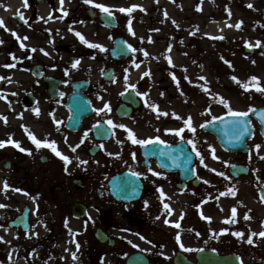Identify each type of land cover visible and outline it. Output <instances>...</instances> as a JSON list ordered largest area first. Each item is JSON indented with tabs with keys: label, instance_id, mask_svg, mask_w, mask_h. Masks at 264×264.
<instances>
[{
	"label": "rangeland",
	"instance_id": "rangeland-1",
	"mask_svg": "<svg viewBox=\"0 0 264 264\" xmlns=\"http://www.w3.org/2000/svg\"><path fill=\"white\" fill-rule=\"evenodd\" d=\"M118 1L121 7L116 11V15L120 19L124 17L125 31L124 34L121 31H115L112 34L122 35L127 44L136 49L135 55L133 59L122 65L109 62L105 54H99L96 57L88 55L85 71L89 72V77L94 74L93 81L97 82L98 74L96 75L95 72L103 70L106 66L116 67L119 73L117 76L123 84L120 87L119 81L116 80L117 90L143 93L148 114L149 112L153 114L152 111L157 110L151 105L158 106L160 112L157 114L168 113L165 115L164 123L167 130L172 133L174 141L185 138L186 134L189 135V143L200 159L197 166L207 172V177L209 176L212 182L205 183L206 192L201 196L190 190L185 195L188 197L186 204L175 200L176 204L171 209L156 211L152 215L139 216L133 205L125 206L105 199L99 202L101 210H94L87 205V216L84 219L73 217L71 206L78 200L89 201L86 193L72 191L68 193V197H64L67 186L54 188V186L46 185V197L41 201H33L32 228L28 233L21 234L10 232L7 228L0 229V237L3 238L0 239V263L8 262V252L12 251L19 254L26 264L31 263V257L36 260L35 264H48V262L63 264L69 253H71L72 264H125L127 257L136 252L147 255L151 264H173L176 251L183 253L189 259H195L199 250H212L219 254H234L243 264H254L253 258L261 255L264 250L262 247L264 236L259 235L264 233V215L258 193L264 186V159L261 158L264 157V141L256 132L250 142L249 154L235 156L220 149L209 135L199 133L205 124L230 115L225 102L230 104L235 112H250V109L264 104V92L256 90L257 87L264 88V52L262 51L264 49L262 18L264 0H259V4L252 7L251 11L236 10V14L245 23L237 27V22H232L226 30H219V28L212 30L210 24L213 22L210 21L228 23L225 21L231 16L229 5L221 0H209L211 6L207 8L202 19L203 26L207 27L202 41H205L204 46L210 53L208 70L211 80L202 87H197L184 79L180 87L175 85L173 88L169 85L163 87L156 82L148 70H145L144 81L139 83V76L135 75L137 67L132 65H135L139 59L141 62L146 52L147 55L149 54L145 42L151 41L158 30L161 33V41H195L192 31L196 23L189 16L196 12L195 4L181 0L174 6L169 16L168 7L160 3L161 0H151L150 3L144 4L138 0ZM254 1L257 0H248V3H254ZM121 8H131L132 11L131 13L121 12ZM129 22H131L130 26ZM184 26L190 31H188L187 40L182 38ZM91 37L92 35L88 37L90 41L93 39ZM78 41L82 40L79 38ZM14 42H19L18 45L14 43L13 46L15 59L12 57L8 63V60L0 56V65L10 69L5 77H8L9 82L15 85L14 89L13 87L6 88V91L3 88L0 89V105L3 107L0 109V141L14 140L22 143L28 121L37 115L35 110L39 109V115H41L46 112V107L39 105L35 109L26 110L21 105L24 88L33 86L30 80L26 81L24 59L25 51L32 49L33 46H30L32 44L27 41ZM23 44H27L28 47H23ZM90 44L101 45L102 48L93 47V49L101 50H107L112 46L111 41L105 43L93 41ZM245 47L253 48L255 53L246 54ZM39 54H33L32 63L39 61ZM54 59V56L50 55L46 60L49 68L56 67V64L52 63ZM66 59L67 57H62L60 60L65 62ZM243 63L256 64L257 67L254 70L241 71ZM233 76L243 83L233 80ZM253 76L258 78V84L256 81H251ZM80 77L86 79L85 76ZM169 82L166 80V83ZM249 82L250 87L246 89L243 84ZM197 92L199 97L196 96ZM182 94L184 97L180 105L178 104L179 96ZM221 98L225 102H222ZM3 117H7V122L4 119L1 120ZM144 118L126 121L127 139L136 138L139 128L143 122H146ZM189 118L192 121L191 127L186 123ZM45 138L52 140L51 135ZM9 145L11 143L5 146ZM0 149L5 150L6 147ZM45 150L51 151L49 148ZM53 154L55 155L54 152ZM109 154L114 155V152ZM76 155L75 163L79 173L89 169L90 164L82 163L85 159L84 154L78 150ZM209 158H211L210 161H208ZM98 159H95V162ZM234 163L248 165L249 174L240 179L232 178L227 170L228 166ZM220 172L225 175H219ZM95 177L94 170L89 179ZM53 193L57 197H50ZM11 198L15 199V197H0V205H3L0 207V221L6 220L3 203H8ZM24 201L20 200L21 203ZM233 209H235V217H233ZM246 216L250 219H246ZM150 217L151 219H148ZM204 217H210L211 220ZM229 219L233 220L231 228L228 227L229 223L225 222ZM177 223L180 227L175 226ZM97 228H102L115 241L114 247L101 245L95 240L94 233ZM238 232L243 235H235ZM249 240H252V243H249Z\"/></svg>",
	"mask_w": 264,
	"mask_h": 264
},
{
	"label": "flooded vegetation",
	"instance_id": "flooded-vegetation-1",
	"mask_svg": "<svg viewBox=\"0 0 264 264\" xmlns=\"http://www.w3.org/2000/svg\"><path fill=\"white\" fill-rule=\"evenodd\" d=\"M97 4H103L109 8L111 15L96 7ZM119 7L121 3L118 0H92V3H85V0H63V2L61 0H27V4L25 0H0V19L3 20V25H0V41H3L0 43V56L9 63L14 55V43L18 45V42L14 41H27L36 50L25 51V77L26 81L30 80L33 83V86L26 88V84L24 85V98L31 95L32 103H34L32 109L44 105L46 112L29 120L28 129L40 140H45V136L51 135L52 140L57 142L58 150L73 160V163L66 165L52 151L46 152V147L38 149L26 131L22 143L19 142L25 151H21L14 145L7 146L5 150L0 149V197H15L14 200L11 198L8 203H3L6 220L0 221L2 225L0 229L7 228L10 232L25 234L21 229L10 228L9 222L19 217L26 206H32L33 201H41L46 197V185L54 186V188L67 186L64 197H68L69 192L82 191L89 198V201H86L87 204L94 210H101L99 202L111 197L108 186L110 178L125 172L134 175L133 179H130L135 182L134 191L139 197L134 203V209L139 216L152 215L156 211L162 212L166 209L165 205L169 206L167 209H171L176 204L175 200L186 204L188 197L185 195L192 188V184L182 182L179 174L163 170L159 166L158 159L172 162L173 155L163 150V145L173 147L184 141L191 147L189 135L186 134L185 138L174 141L172 133L165 126V115L157 114L160 110L152 111L153 114L146 113L145 100L140 95L143 93L138 92L139 107L137 109L131 104H125L122 97L126 92L124 89L121 92L118 91L116 86V80L119 81L120 87L123 85L117 76L119 73L116 67L106 66L103 70L95 72L96 75L98 74L97 82L93 81L94 74L89 77V72L85 71L88 55L96 57L99 54H105L109 62L116 65L125 64L133 59L136 49L131 45L133 54L128 59L115 61L110 56V48L93 49L83 41H78L80 37L76 35L81 32L80 34L87 38L89 43L111 41L113 44L118 38L125 39L122 35L112 34L115 31H121L124 34L125 31L124 17L120 19L116 15ZM21 12L24 19H21L18 14ZM101 15L110 16L116 27L107 26L100 20ZM91 35L92 41L88 38ZM17 36L20 39H17ZM25 37L27 39H24ZM123 42L126 43V41ZM38 47L40 49L37 50ZM34 53H40L37 63L31 61ZM50 55L55 58L52 61L56 64L55 68H49L46 65ZM62 57H67L65 62H61ZM77 60L79 64H76ZM140 63L139 59L136 64ZM136 64L132 67H136ZM111 69L114 81L106 82L103 79L104 72ZM34 70H37L39 77L33 74ZM80 76H85L86 79ZM44 78H51L54 87L53 85L48 87L43 81ZM80 84H87V88L78 94L90 100L94 115L83 120L80 130L74 132L66 128L70 117L66 106L69 97L77 95L74 87ZM119 108L130 109L131 118L120 116ZM140 117H146L144 118L146 122H143L134 139L148 141L144 144L134 143L133 139H127L125 135L126 121ZM254 125L257 124L254 123ZM70 146L75 147L76 150L72 151ZM78 150L84 154V161L90 164L89 169L82 170L80 173L75 163ZM191 150L196 154V178L203 180L199 188L195 189L196 195L201 196L206 192V182L211 183L212 180L209 176L207 177V172L197 166L199 156L193 147ZM111 152H114V155L109 154ZM91 153L95 155L92 156ZM97 158L99 159L95 162ZM210 160L211 158L208 159ZM94 170L96 177L89 179ZM5 182H7V188H5ZM78 182L81 185L80 188L76 185ZM182 186L184 189H180ZM50 197H57V195L53 193ZM21 199L25 200L24 203L20 202ZM262 207L264 215L263 203ZM228 227L231 228L232 225L228 224ZM262 247L264 249V241ZM253 262L264 264V250L261 255L253 258Z\"/></svg>",
	"mask_w": 264,
	"mask_h": 264
},
{
	"label": "water",
	"instance_id": "water-1",
	"mask_svg": "<svg viewBox=\"0 0 264 264\" xmlns=\"http://www.w3.org/2000/svg\"><path fill=\"white\" fill-rule=\"evenodd\" d=\"M264 18V14H263ZM101 19L108 24L109 26H115L110 17L101 16ZM245 53L251 54L253 53L252 49L245 48ZM112 58L115 60H119L121 58H127L130 55V50L123 44L121 40L115 41V48L111 51ZM111 78V73L107 77V80ZM47 84H50L51 81L45 79ZM75 88V87H74ZM77 91L81 90L80 87L76 86ZM134 99V96H132ZM134 106L137 104L134 102ZM25 106H32V104H25ZM67 108L71 112V117L67 123V128L70 130H78L81 125V122L84 118H87L93 114V109L91 107L88 99L82 95H72L69 98V103L67 104ZM264 112V108L259 109L257 112L252 113V117L256 119L261 125V134L264 137V122L261 120V113ZM128 114V113H123ZM243 120L244 123L236 124L234 121ZM205 132H209L214 135L217 139L218 144L227 152L232 153H241L247 154L248 147L247 141L252 137L253 128L251 124L250 117H238V116H225L219 121L209 124L203 129ZM164 150L171 153L174 157L173 162L162 161L160 162V166L163 168L173 171L180 172L185 174V181L192 180L194 178V154L189 150L187 145L180 144L173 148H168ZM182 154L183 160L179 161L178 156ZM184 170L185 173L182 171ZM230 173L234 177H239L241 175H246L248 173V169L244 166H230ZM128 174H123L122 176L114 177L110 182V187L112 189V193L114 195V199L117 201H121L124 203H131L135 201L138 197H136L135 192L132 190L131 184L128 182L126 178ZM196 185V183H195ZM261 199L264 201V187L259 191ZM85 209L84 207L78 205L73 209V214L80 218L84 217ZM28 216L29 209L26 208L23 215L19 217L15 222H12L11 226H21L23 230H28ZM96 239L101 243L108 242L110 246H113L115 242L108 238L103 232L98 230L95 234ZM198 262L196 264H241L238 257L233 255L227 256H219L216 252L213 251H200L197 254ZM126 264H150L147 257L141 253H137L131 255ZM175 264H194L189 262L182 254L178 253L175 259Z\"/></svg>",
	"mask_w": 264,
	"mask_h": 264
},
{
	"label": "bare ground",
	"instance_id": "bare-ground-1",
	"mask_svg": "<svg viewBox=\"0 0 264 264\" xmlns=\"http://www.w3.org/2000/svg\"><path fill=\"white\" fill-rule=\"evenodd\" d=\"M141 4L150 3L151 0H138ZM222 2H226L229 5L231 16L228 18V23L222 22H213L210 24L211 29L219 28V30H226L228 26L231 25L232 22H237L236 25L242 26L245 22L241 20L236 14V10H244L251 11V8L259 4V0L254 1V3H248V0H221ZM181 0H161L160 3L166 5L168 8L169 16H171L174 6L179 4ZM193 2L196 6V12L189 14L190 18L194 20L196 23L193 28V35L195 36V41H161V33L159 30L154 34L151 41H146V47L149 51L148 55H145L144 59L138 65L135 71V75L139 76V83L143 82L145 79V70H148L153 75L156 82L162 84L163 87L175 85L180 87L184 79H187L191 82L192 85L197 87H202L203 84L210 82L209 70H208V59H209V51L204 46V42L202 41V36L205 34L206 28L203 26L202 19L204 14L207 12V8L211 6V2L209 0H186V3ZM252 5V7H249ZM211 17H214L211 15ZM188 20V19H187ZM146 25V23H143ZM160 24V22H158ZM236 27V26H234ZM189 29L184 26L182 29V38L188 39ZM205 36V35H204ZM204 39V38H203ZM32 46V45H30ZM23 47H28L27 44H23ZM37 50L40 47L36 48ZM29 50H32L31 48ZM147 53V52H146ZM151 53V54H150ZM17 60V59H16ZM171 61V62H170ZM4 64V63H3ZM257 65H253L249 63H243L241 67V71L244 70H254ZM16 69V68H15ZM10 69L7 66L0 65V89L3 88L6 91V88L15 87L9 82L8 77H5V74ZM140 75L142 77H140ZM175 77V79H174ZM201 77L206 79H201ZM153 79V78H152ZM170 81L169 83H166ZM196 87V88H197ZM199 91V88H197ZM196 96L199 97L198 92ZM184 94L179 96L178 104L182 105V99ZM3 107L0 105V109ZM7 118V117H6ZM8 262L2 264H26L23 262L22 257H19V254L14 253L12 251L8 252ZM51 258V257H49ZM71 253L68 254L66 260H64L63 264H72L71 261ZM36 261L33 257L30 258V264H35ZM1 264V263H0ZM48 264H52V262H48Z\"/></svg>",
	"mask_w": 264,
	"mask_h": 264
},
{
	"label": "snow or ice",
	"instance_id": "snow-or-ice-1",
	"mask_svg": "<svg viewBox=\"0 0 264 264\" xmlns=\"http://www.w3.org/2000/svg\"><path fill=\"white\" fill-rule=\"evenodd\" d=\"M61 2H63V0H61ZM85 3H92V0H85ZM25 4H27V0H25ZM95 6L101 8L105 13L111 15V11H110V9L107 8V7H105L103 4H97V5H95ZM134 7H135V6H134ZM249 7H252V5H249ZM120 11H121V12H128V13H131L132 9H131V8H129V9L121 8ZM18 14H19V16H20L21 19H24V16H23V13H22V12H21V13H18ZM25 22L27 23V21H25ZM130 23H131V22H129V26H130ZM0 25H3V20H2V19H0ZM238 26H239V25H237V27H238ZM13 34L15 35V33H13ZM76 35L79 36L80 39H81L85 44H88L89 47L102 48L101 45H98V44H90L89 41H87V39H85V38L83 37L82 34H80V33H76ZM221 38H223V37H221ZM17 39H20V37L17 36ZM24 39H27V37H25ZM0 43H3V41H0ZM129 47H131V46H129ZM33 51H35V49H33ZM133 51H135V49H133ZM145 55H147V53H145ZM13 59H15V56H13ZM170 62H171V61H170ZM76 64H79V60L76 61ZM11 66H14V65H11ZM74 66H75V65H74ZM0 79H3V77H0ZM174 79H175V77H174ZM201 79H206V78L201 77ZM232 79H233V80H236L238 83H243V82H240V81L238 80V78L235 77V76H233ZM251 81H256L257 84L259 83L258 78L255 77V76L251 77ZM243 86H244L246 89H248V88L250 87V82H249L248 84H243ZM256 90H257V91L264 92V88L257 87ZM205 91H209V90H208V89H205ZM221 101H222V102H225V101L223 100V98H221ZM225 103H226V106H228V108H229V112H230V114L233 115V116H238V117H248L249 114H250V112H253V113H254V112H257V111H258L257 109L252 108V109H250V112H235V111H233V110L231 109L230 104H227V102H225ZM151 107H153V108L159 110L157 105H151ZM35 111H36L37 115H39V109H36ZM101 111H102V110H101ZM161 114H162V115H168V113H166V112H165V113H161ZM177 118L183 119V118H181V117H177ZM3 119L5 120V122H7V118H6V117H3ZM261 120H262V122H264V112L261 113ZM109 123H112V122L109 121ZM186 123L189 125V127H191V124H192L191 118H189V119L186 121ZM234 123H236V124H241V123H244V121H243V120H239V121H234ZM121 127H124V126L121 125ZM192 130L195 131V129H192ZM25 131L29 134L30 139H31L32 142L36 145V147H37L38 149H39V148H42V147L49 148L52 152L55 153V155H57L58 157H60V158L65 162L66 165H67V164H70V163L72 162V160H71V158H70L69 156L64 155L62 152H60V151L58 150V145H57V142H56V141H54V140H48V139L40 140V139H38V138L36 137V135H35L34 133L31 132L30 129L25 128ZM129 131H131V130H129ZM180 131H182V130H180ZM177 134H179V132H177ZM133 142H134V143H141V144L148 143V141H139V140H135V139H133ZM161 142H162V141H161ZM8 143L13 144V145H14L15 147H17V148H20L21 151H25V149L21 148L19 142H16V141H14V140L0 141V147H4V146H5L6 144H8ZM70 147L72 148V151H75V150H76L75 147H72V146H70ZM29 154H31L30 151H29ZM261 158L264 159V157H261ZM201 160L203 161V157H201ZM82 163H87V161H82ZM205 166L207 167V165H205ZM65 170H67V169H65ZM212 171H215V169H212ZM218 174L221 175V176H224V175H225L223 172H220V173H218ZM7 187H8L7 182H5V188H7ZM233 194H235V193H233ZM0 207H3V205H0ZM168 207H169L168 205H165V208H166V209H167ZM233 217H235V209H233ZM181 218H182V217H181ZM204 218H205V219H208V220H211L210 217H204ZM245 218H246V219H250V217H247V216H246ZM225 222H226V223H232L233 220H232V219H229V220H227V221H225ZM175 226H176V227H180V225H179L178 223H177ZM235 235H237V236H242L243 234L238 232V233H235ZM253 235H255V233H254ZM259 235L264 236V233H260ZM0 239H3V238L0 237ZM177 239H179V237H177ZM248 242H249V243H252V240H249ZM77 247H79V245H77ZM74 258H75V256H74Z\"/></svg>",
	"mask_w": 264,
	"mask_h": 264
}]
</instances>
